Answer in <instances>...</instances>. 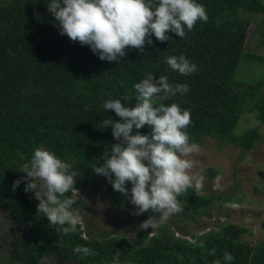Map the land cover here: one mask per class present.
<instances>
[{
    "label": "trees",
    "instance_id": "obj_1",
    "mask_svg": "<svg viewBox=\"0 0 264 264\" xmlns=\"http://www.w3.org/2000/svg\"><path fill=\"white\" fill-rule=\"evenodd\" d=\"M198 2L205 7L206 22L197 21L183 38L173 33L168 41L152 37V44L145 43L143 51L127 47L117 62L101 61L88 46L59 34L57 22L50 23L43 15L49 13L48 0L0 3V214L16 224L12 239L0 243V250L8 251V258L0 257L1 264H112L113 257L119 264H212L225 249L234 256L231 264H264V241L254 246L242 242L241 229L231 226L204 239L203 247L173 242L166 235L151 237L146 246L119 239L86 241L79 227L64 234L39 216L38 201L23 191L24 181L12 188L13 181L24 175L21 163L42 146L71 163L77 189L98 184L110 191L111 195H105L108 199H125L105 177L92 171L102 157L103 144L113 140L111 129H102L101 121L105 116L119 120L101 105L113 98L134 104L133 85L149 71L156 77L166 75L169 83L188 84L183 95L163 97L166 105L175 102L190 110V142L200 145L208 137L251 150L259 138L258 129L249 128L242 135L234 130L244 103L249 104L245 113H255L264 125L263 83L237 81L234 76L242 55L263 64L264 57L245 51L246 25L234 20L223 24L220 19L241 6L264 14V0ZM180 54L195 63L197 71L181 76L169 70L165 57ZM178 199L182 208L211 201L190 188ZM76 245L91 253H74ZM210 249H215L214 255Z\"/></svg>",
    "mask_w": 264,
    "mask_h": 264
},
{
    "label": "clouds",
    "instance_id": "obj_2",
    "mask_svg": "<svg viewBox=\"0 0 264 264\" xmlns=\"http://www.w3.org/2000/svg\"><path fill=\"white\" fill-rule=\"evenodd\" d=\"M46 7L57 22L59 34L88 46L99 60L108 62L123 58L127 47L143 51L145 43L152 44V37L168 41L169 33H173L183 38L186 29L190 31L197 21L206 22L208 18L198 0H48ZM164 62L181 76L197 71L195 63L183 54L166 56ZM133 89L134 104L123 98L103 101V110H111L119 120L105 116L102 129L110 128L113 140L118 142L103 153L92 171L105 177L112 189L134 206V214L151 210L153 215L140 227L154 229L183 211L178 199L181 193L202 188L204 177L191 171L194 162L188 158L198 153L200 146L189 140V109L175 102L156 103L161 95H183L188 91L187 83L172 84L166 75L156 77L149 71ZM145 127L150 131L141 134L139 130ZM20 169L24 175L13 181V190L24 181L23 191L38 201L39 216L64 234L77 231L81 214L74 205L81 198L74 186L76 171L71 163L37 146ZM128 184L130 187H126ZM73 252L88 255L91 250L76 245ZM209 254L214 255L215 249ZM233 260V254L225 249L212 264H231ZM112 264H119L118 258L113 257Z\"/></svg>",
    "mask_w": 264,
    "mask_h": 264
},
{
    "label": "rangeland",
    "instance_id": "obj_3",
    "mask_svg": "<svg viewBox=\"0 0 264 264\" xmlns=\"http://www.w3.org/2000/svg\"><path fill=\"white\" fill-rule=\"evenodd\" d=\"M12 1L0 0V3ZM43 15L50 23L54 19L50 13ZM233 20L247 27L245 51L264 57V14L241 6L232 13L224 14L220 23ZM234 78L246 83L262 81L260 91L264 93L263 63L242 55ZM156 103H164V97L159 96ZM241 108L244 112L234 134L242 135L249 128H257L259 138L251 150L205 137L199 145L200 151L188 157L194 162L191 171L204 177L202 188L198 191L209 198L210 203L198 207L186 205L183 211L174 214L165 223L154 229H144L140 225L153 215L151 210L136 215L134 206L128 200L117 196L108 199L105 195H111L110 191L100 189L98 184H90L78 189L81 199L74 205L80 209L78 227L81 238L99 242L119 239L133 246H146L151 237L166 235L173 242L197 245L219 234L222 228L231 226L241 229L239 240L242 242L254 246L264 241V125L256 119L255 113H245L248 103L242 104ZM117 142H105L102 155ZM217 176L220 177L218 181L215 179ZM15 228L16 224L11 219L0 214V243L12 239L11 232ZM0 257L8 258V251L1 249Z\"/></svg>",
    "mask_w": 264,
    "mask_h": 264
}]
</instances>
